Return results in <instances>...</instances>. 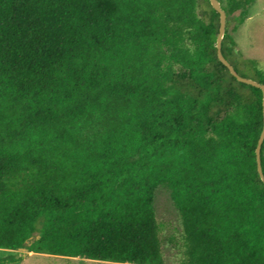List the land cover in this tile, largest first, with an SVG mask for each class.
<instances>
[{
  "label": "trees",
  "instance_id": "1",
  "mask_svg": "<svg viewBox=\"0 0 264 264\" xmlns=\"http://www.w3.org/2000/svg\"><path fill=\"white\" fill-rule=\"evenodd\" d=\"M218 1L245 77L227 29L254 0ZM219 21L209 0H0V249L166 264L165 186L179 264H264L262 91L219 61Z\"/></svg>",
  "mask_w": 264,
  "mask_h": 264
},
{
  "label": "rangeland",
  "instance_id": "2",
  "mask_svg": "<svg viewBox=\"0 0 264 264\" xmlns=\"http://www.w3.org/2000/svg\"><path fill=\"white\" fill-rule=\"evenodd\" d=\"M223 5H225V2ZM237 14L238 12L233 15ZM227 30L235 41V51L242 62L238 65L239 72L246 78L259 80L256 70L246 65V62L253 61L259 74L264 75V0H254L250 3L246 7L244 22L237 24L231 20ZM153 206L160 225L162 253L166 264H179L183 251L182 224L179 212L173 204L167 187H156ZM29 253H25L18 262L5 264H62L59 259L38 253ZM10 254H22V252L0 249V258Z\"/></svg>",
  "mask_w": 264,
  "mask_h": 264
},
{
  "label": "water",
  "instance_id": "3",
  "mask_svg": "<svg viewBox=\"0 0 264 264\" xmlns=\"http://www.w3.org/2000/svg\"><path fill=\"white\" fill-rule=\"evenodd\" d=\"M213 9L219 13L220 16V21H219V32L217 35V40H216V48H217V56L219 61L225 65L230 73L239 81L248 85H252L256 88H259L262 91V105H263V122H264V84H261L257 82L256 80H253L251 78H246L241 75H239L234 67L230 64V62L224 57L222 53V39L224 37V34L226 32V21H227V15L226 12L222 9V6L218 0H209ZM264 141V125H263V130L260 134V137L257 142L256 146V163H257V171L258 174L261 178V180L264 183V173L262 170V165H261V147ZM18 251L22 253H27L28 250L26 247H21L18 249Z\"/></svg>",
  "mask_w": 264,
  "mask_h": 264
},
{
  "label": "crops",
  "instance_id": "4",
  "mask_svg": "<svg viewBox=\"0 0 264 264\" xmlns=\"http://www.w3.org/2000/svg\"><path fill=\"white\" fill-rule=\"evenodd\" d=\"M29 254H34V252H30ZM47 257H52L55 259H59L62 261V264H131V263H118V262H110V261H101L95 259H87V258H80V257H67L61 255H52V254H44Z\"/></svg>",
  "mask_w": 264,
  "mask_h": 264
}]
</instances>
